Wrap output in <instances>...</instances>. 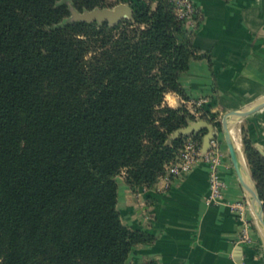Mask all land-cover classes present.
<instances>
[{"label": "trees", "instance_id": "1", "mask_svg": "<svg viewBox=\"0 0 264 264\" xmlns=\"http://www.w3.org/2000/svg\"><path fill=\"white\" fill-rule=\"evenodd\" d=\"M132 7L110 24L66 21V0H0V264H130L153 239L123 222L118 176L152 184L188 137L202 141L204 129L171 138L197 117L165 96L186 97L180 73L205 54L171 1ZM242 132L264 205V154Z\"/></svg>", "mask_w": 264, "mask_h": 264}, {"label": "crops", "instance_id": "2", "mask_svg": "<svg viewBox=\"0 0 264 264\" xmlns=\"http://www.w3.org/2000/svg\"><path fill=\"white\" fill-rule=\"evenodd\" d=\"M135 1L117 3L132 6ZM193 1L202 9L203 20L197 28H188L194 30L195 47L205 55L192 57L189 67L180 73L186 97L169 91L165 101L175 107L181 103L190 106L193 99L207 95L211 112L224 114L263 100L264 0ZM236 125L241 136L244 129L253 145L264 151V107ZM223 148L226 154L220 172L226 182L224 200L248 199L225 142ZM118 183L123 222L153 236L151 241L133 247L128 257L131 264H145L150 259L158 264H264L261 230L253 226L254 242L239 243L241 222L236 214L226 203H207V161L199 160L165 191L153 188L137 195L124 175L118 176Z\"/></svg>", "mask_w": 264, "mask_h": 264}, {"label": "built area", "instance_id": "3", "mask_svg": "<svg viewBox=\"0 0 264 264\" xmlns=\"http://www.w3.org/2000/svg\"><path fill=\"white\" fill-rule=\"evenodd\" d=\"M173 3L176 14L179 18L185 20L186 26L191 29L197 26L203 20V11L193 0H169ZM208 96H200L192 100V104L204 105L208 102ZM226 150L223 148V141L219 133L210 141V148L203 151L202 141L194 136L188 137L177 156L166 163L164 173L152 184H143L136 190V194L153 190H168L175 178L190 171L199 160H205L209 164V192L206 195V201L209 204L226 203L230 211L235 213L241 222V229L238 233L237 242L252 244L254 238L252 235L253 226L260 229L258 219L251 210L250 202L247 198L238 200H224V188L226 182L221 176L220 167L225 157Z\"/></svg>", "mask_w": 264, "mask_h": 264}, {"label": "water", "instance_id": "4", "mask_svg": "<svg viewBox=\"0 0 264 264\" xmlns=\"http://www.w3.org/2000/svg\"><path fill=\"white\" fill-rule=\"evenodd\" d=\"M66 1L70 4L71 13H74L76 15V19H66V21L97 20L99 22H102L107 20L110 24H116L125 18H133V7L126 2H119L112 7H96L93 9L79 11L73 6L71 0ZM263 107L264 99L247 107L227 110L222 116V131L232 163L239 175L241 184L248 194V199L258 219L259 226H261L264 231L263 200L247 162L244 150L242 147L238 146L231 131L232 126L235 125L238 120ZM202 129L207 130L202 138L203 151H207L210 148L211 139L218 134L217 126H215L214 123L208 119H189L188 123L185 126L179 127L173 131V133L171 134V138H175L179 135H197ZM260 152L264 154V151L261 149Z\"/></svg>", "mask_w": 264, "mask_h": 264}, {"label": "rangeland", "instance_id": "5", "mask_svg": "<svg viewBox=\"0 0 264 264\" xmlns=\"http://www.w3.org/2000/svg\"><path fill=\"white\" fill-rule=\"evenodd\" d=\"M106 7H112V6H106ZM76 17V15L74 14V13H71L68 17H67V19H76L75 18ZM200 96H207V95H200ZM199 96V97H200ZM208 102H209V100H208ZM208 102H206L205 104H209ZM167 103V102H166ZM186 105H187V103H185ZM190 104V106L189 105H187L189 108H190V110L193 112V114H195V116L197 117L196 119H193V120H201V119H208V120H210L211 122H213L214 123V125L215 126H217V128H218V133H219V135L221 136V138H222V141L223 142H225V139H224V135H223V131H222V116H223V114L221 113V112H216L214 115H211V113H209V114H206L207 116H205V117H202V112L204 113L205 111H203V110H205V108L203 107V105H195V104H192V103H189ZM189 119H191V118H189ZM188 119V120H189ZM185 126V125H184ZM182 127V126H181ZM236 129H237V132H238V134H239V138H240V142H241V147L243 148V144H242V136H241V132H240V129H239V126L238 125H236ZM205 133V132H204ZM225 144H226V142H225ZM227 145V144H226ZM227 149H228V147H227ZM135 190H137V189H135ZM129 262V261H128ZM147 262V261H146ZM145 262V263H146ZM130 263V262H129ZM131 264V263H130Z\"/></svg>", "mask_w": 264, "mask_h": 264}, {"label": "bare ground", "instance_id": "6", "mask_svg": "<svg viewBox=\"0 0 264 264\" xmlns=\"http://www.w3.org/2000/svg\"><path fill=\"white\" fill-rule=\"evenodd\" d=\"M231 131H232V134H233V136H234V138H235L238 146L241 147V142H240L239 134L237 132V129H236V126L235 125L232 126ZM260 230H261L262 233H264V231H263V229H262L261 226H260Z\"/></svg>", "mask_w": 264, "mask_h": 264}]
</instances>
